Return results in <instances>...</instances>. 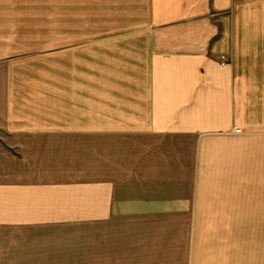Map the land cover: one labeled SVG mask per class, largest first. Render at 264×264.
<instances>
[{
	"label": "crops",
	"instance_id": "0c3cea01",
	"mask_svg": "<svg viewBox=\"0 0 264 264\" xmlns=\"http://www.w3.org/2000/svg\"><path fill=\"white\" fill-rule=\"evenodd\" d=\"M75 3L56 83L0 64V264H242L181 249L178 220L264 218V0ZM36 218L89 242L60 258Z\"/></svg>",
	"mask_w": 264,
	"mask_h": 264
},
{
	"label": "rangeland",
	"instance_id": "374dc122",
	"mask_svg": "<svg viewBox=\"0 0 264 264\" xmlns=\"http://www.w3.org/2000/svg\"><path fill=\"white\" fill-rule=\"evenodd\" d=\"M74 1L76 2V0H0V23L1 19L17 23L10 32L15 42L0 43V55H3L0 57V64L7 66L10 64L17 75L23 74L26 69L28 73L35 75H40L42 70L46 72L49 70L52 75L51 81L56 83L59 46L56 41L57 35L73 33L75 19L88 11V6L85 7V11L82 5H76ZM82 26L83 24L80 25L78 21V27ZM21 221L19 220V223ZM178 221V226L182 229H179L177 235L181 249L185 248L186 243L188 246L193 244L197 256L209 257L206 254H211L209 249L214 247L226 259L241 260L242 264H264V218ZM25 225H30L29 220L26 224L23 223V226ZM32 225L37 230L35 232H41L42 227L48 228L45 236L35 234L33 243L41 244L48 242L45 241L46 238L51 241L56 237L59 242L66 244L57 255L60 258H73L77 253L75 248L84 247L89 242V219L36 218ZM57 228H64L65 234L57 235ZM185 228L187 232L189 228L190 235L186 234ZM17 237L19 243H25L22 234L18 232ZM162 239L172 242L170 237ZM25 255V251H19V258H24ZM48 257H52V254Z\"/></svg>",
	"mask_w": 264,
	"mask_h": 264
},
{
	"label": "built area",
	"instance_id": "2783aa9c",
	"mask_svg": "<svg viewBox=\"0 0 264 264\" xmlns=\"http://www.w3.org/2000/svg\"><path fill=\"white\" fill-rule=\"evenodd\" d=\"M222 64L224 65L225 63H222ZM236 131H237V132H240V131H241V129H237Z\"/></svg>",
	"mask_w": 264,
	"mask_h": 264
}]
</instances>
